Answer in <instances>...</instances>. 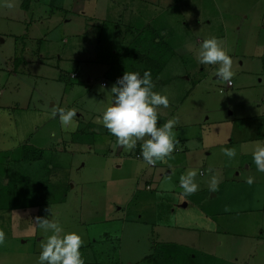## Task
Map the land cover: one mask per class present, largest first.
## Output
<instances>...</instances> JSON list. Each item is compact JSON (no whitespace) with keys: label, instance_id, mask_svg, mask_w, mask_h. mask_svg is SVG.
<instances>
[{"label":"rangeland","instance_id":"1","mask_svg":"<svg viewBox=\"0 0 264 264\" xmlns=\"http://www.w3.org/2000/svg\"><path fill=\"white\" fill-rule=\"evenodd\" d=\"M20 1L0 0V230L6 236L0 245V264H37L47 234L36 226V217L58 222L65 232H78L84 240L80 251L85 264L142 261L150 254L151 244L164 239L160 233L164 230L153 223L168 218L178 227L203 230L214 226L221 246L211 249L221 264H264V172L257 171L252 159L255 144L264 142V0H92L84 4L85 0H77L81 14L54 11L41 27L37 20L28 26L29 15L19 8ZM65 1L71 6V0ZM9 3L13 6L8 7ZM46 4L34 7L44 10L46 16L54 7ZM105 7L110 8V19L119 17L99 29L100 20L108 17L102 16ZM94 14L99 15L98 20L90 19ZM65 15L71 20L68 24L63 21ZM88 27L92 31H87ZM25 32L27 43L14 41L13 36ZM77 36L81 40L77 41ZM43 37V62L37 63L35 40ZM212 37L232 58V88L225 89L226 82L217 80L218 65L198 63L200 44ZM158 40L165 41V51L157 45ZM23 47L27 53L22 55ZM167 51L176 56L156 80L166 81L156 85L155 91L169 101L167 107H157L162 115L157 124L176 120L174 131H180L175 136H187L188 141L176 145L170 157L158 161L154 168L143 158L137 159L134 150L127 151L129 155L107 154L104 145L108 139L113 150L117 140L112 134L104 136L106 128L99 117L112 102V85L126 71H134L132 68L144 72L143 60H155ZM100 55L112 59L118 55L119 60L107 67L94 64ZM20 56L28 63L18 69L17 77L9 76L13 59ZM102 71L107 75L102 77ZM73 72L77 77H70ZM59 108L80 114L77 128L79 123L95 121L99 148L89 151L77 141L76 130L64 131L59 118L52 116ZM51 131L54 138L47 139ZM69 136L73 145L64 141ZM29 143L44 147L42 160L32 159L33 163L28 158ZM225 147L235 148L236 157L229 160L221 151ZM117 163L119 169H115ZM189 170L197 172L198 184L191 199L185 198L179 184L180 176ZM213 176L219 181L214 192L209 186ZM248 177L254 178L252 184L247 183ZM24 178L25 187L13 183ZM4 179L11 181L9 186ZM146 182L150 191H145ZM136 183L147 195L144 202L137 199L128 206V213L140 217L133 225L130 219L126 222L125 209ZM232 193L242 197L238 204H232ZM44 198L51 203L41 205ZM185 202L187 206L181 208ZM246 211H255L253 217ZM217 212L216 223L205 220ZM111 217L113 222L106 220ZM243 220L248 221L245 231L261 233L262 241L248 243L235 236L243 231ZM176 232L184 244L202 236L199 232Z\"/></svg>","mask_w":264,"mask_h":264},{"label":"clouds","instance_id":"2","mask_svg":"<svg viewBox=\"0 0 264 264\" xmlns=\"http://www.w3.org/2000/svg\"><path fill=\"white\" fill-rule=\"evenodd\" d=\"M7 6L13 5L9 3ZM197 59L201 65H218L214 73L217 80L231 83L235 75L233 61L216 37L203 40ZM153 89L150 70H145L143 74L138 71H126L112 85L110 89L112 102L99 117L103 127L117 138L118 145L125 151L134 150L137 142L142 140L140 153L147 165H155L158 161L170 157L176 144L174 131L176 120L170 119L159 126L157 124V107H167L168 97ZM52 116H58L64 131L76 130L75 109L59 108ZM221 151L229 160L237 155L235 148L225 147ZM252 159L257 171L264 172V142L255 144ZM196 175L195 170H189L180 176L179 184L184 194H192L198 190ZM253 181V177H248V184H252ZM218 183V178L213 176L209 184L210 190L216 191ZM35 224L47 234L46 240L40 244L41 251L37 264H85L80 251L84 240L78 232H65L58 222L49 218L36 217ZM5 239V233L0 230V245L4 244Z\"/></svg>","mask_w":264,"mask_h":264},{"label":"crops","instance_id":"3","mask_svg":"<svg viewBox=\"0 0 264 264\" xmlns=\"http://www.w3.org/2000/svg\"><path fill=\"white\" fill-rule=\"evenodd\" d=\"M86 2H82L83 4L84 3H89V1H92V0H85ZM46 2H47V4L49 5V6H54L53 8H52V10H49V15H46L45 16V14H46V12L43 10H37V9H35V5H39L40 3H45L46 4ZM71 6H72V8H71V6H69L68 4H65V3H67V1H65V0H21L20 1V3H19V8L21 9V10H23V11H25V12H27V14L29 15V20L28 21H26V22H28V26H30L31 25V23L33 22V20H37L38 21V25L37 26H39V27H41V26H43L44 25V22L46 21V20H50L51 19V17L50 16H53V12L55 11V12H62V13H67V12H69V13H71L72 15H74L75 16V14H81L82 13V10H81V5H80V3L77 1V0H71ZM69 3H70V1H69ZM46 4V5H47ZM67 7H69V9H70V11L67 9ZM66 8V9H65ZM95 10V9H94ZM94 10H93V12H94ZM110 10V8H108V7H105V8H103V10H102V16L104 15V14H106L107 16H108V11ZM112 13H114V10L113 11H111ZM78 16V15H77ZM65 17H66V15L64 16V20L63 21H65V24H68V23H70V19H65ZM97 17H99V15L97 16V15H93V17L91 16V18L90 19H92V18H96V20H98L97 19ZM119 17V15L117 16V17H112V19H110V17L108 16V17H106V18H104V16H103V19H101L100 20V22H102L101 23V25H99L98 27H99V29H101V28H103V27H106L105 25H103V24H107L106 22H108L109 24H111V23H113V22H115V20L117 19ZM43 18H45V19H43ZM78 18V17H77ZM8 21H11V20H8ZM24 24V23H23ZM261 26H263L264 27V14H263V16H262V18H261ZM97 27V28H98ZM33 28H35V26L33 27ZM128 27H126V29H127ZM89 30H91V28L90 27H88L87 28V31H89ZM92 31V30H91ZM99 33H100V30H99ZM127 33V32H126ZM13 38H14V41H17V40H22L23 41V43H27L28 41V38H27V33L25 32V33H23L22 34V36H13ZM125 38V37H124ZM76 40L78 41V40H81V38H80V36H77L76 37ZM3 42H4V40H2ZM36 42V46H39V47H36V53L35 54H37L38 55V57L39 58H36L35 60H37L36 62L37 63H40V62H43L42 61V59H43V55L41 54L42 53V50H41V45H43V43H44V41H45V38L43 37V38H38V39H36L35 40ZM62 41V40H61ZM158 42V41H157ZM166 43H169V44H171V45H173L171 42H168V41H166ZM176 49V48H175ZM174 50V49H173ZM26 54L27 53V49H25L24 50V47H23V49H22V51H21V53L20 54ZM115 52H113V56H115ZM107 56V55H106ZM105 55H100L99 56V58H98V60H100V61H96V63H94V64H100V65H102V66H106L107 67V65H108V63H112L114 60H119V58H118V55H117V57L116 58H114V59H112V58H109V57H106ZM174 56H176V54L174 55H172L171 56V58L169 59V61L174 57ZM122 58L124 57V55H122L121 56ZM121 58V59H122ZM14 61H12V66H13V68H12V70H9V76H16L17 77V71H18V69L22 66V65H26L27 63H28V61L24 58V56H20V57H18L17 59L16 58H14L13 59ZM179 60V59H178ZM169 61L166 63V65L159 71V73L157 74V76L155 77V79L153 80V84H154V91H155V87H156V85H163L166 81H161V82H157L156 80H157V78L162 74V72H163V70L167 67V64L169 63ZM31 63H35V61H33V62H31ZM36 65H38V64H36ZM109 68H110V65L108 66ZM263 67V66H262ZM126 68V67H125ZM130 68V67H129ZM145 68H147V66L145 67ZM149 68V67H148ZM147 68V70H150V68L148 69ZM264 68V67H263ZM132 70H134V71H137L135 68L134 69H132ZM151 71V70H150ZM186 71V70H185ZM143 73V72H142ZM105 75H107L106 74V72H104V71H102V77L103 76H105ZM70 77L71 78H75V77H77V74L75 73V72H73L71 75H70ZM57 80L58 81H62V77L61 76H59L58 78H57ZM88 83H90L91 82V78L90 77H87V80H86ZM157 82V83H156ZM101 86L102 87H105V83L104 82H102L101 83ZM233 87V85L231 84V86L230 87H228L227 86V83H226V86H225V89H228V88H232ZM71 88V87H70ZM69 88V89H70ZM50 106H54V104H50ZM163 107V106H162ZM161 114V113H160ZM160 114H158V118H161L162 117V115H160ZM80 116V114H77V117H79ZM92 116V115H91ZM58 117V116H57ZM57 117H54L55 119L57 118ZM229 119L231 118V114H229ZM256 118L257 117H253V118H251V119H253V120H256ZM81 119V118H80ZM80 122H82V121H80ZM79 126L80 127H78L77 129H76V131L78 132V134H79V136H76V139H77V141L79 142V143H81L83 146H84V148H88V150L90 151L91 150V148L93 147V148H99V143H98V141L96 140L97 139V137H94L95 135H97L98 133H97V128H99L98 127V125L96 124V122L95 121H93L92 119H91V121L90 120H88V122L87 123H79ZM181 130H184V129H181ZM180 131V129H175V132H179ZM75 132V131H74ZM52 133V134H51ZM51 133L49 134V135H46V137H47V139H49V138H54V135L55 134H53V132L51 131ZM61 135L62 136H64L65 134L64 133H61ZM33 136V135H32ZM62 136H61V139H62ZM82 136H86V138H84V137H82ZM89 136H90V139H89ZM97 136H100V135H97ZM104 136H111V133L106 129V132L104 133ZM65 137V136H64ZM69 137H71V136H69ZM82 139H86V140H83L82 141ZM66 140V142L68 143V144H70V145H73L74 144V140H73V138L71 137V138H65L64 139V141ZM108 140H110V141H108V143H106V145H104V149H106V148H108V152H107V154L109 153L110 155H113V154H117L118 156H120L121 154H127V151H125L124 149H123V147H121L120 145H118V143H117V141H116V147L117 148H115V150H113L112 149V141H111V139H108ZM116 140H117V138H116ZM175 140H176V144H175V146L176 145H178V144H182V142H184V144H185V142H187L188 141V138H187V136H180V137H178V136H175ZM62 142H63V139H62ZM107 142V141H106ZM143 142H141V143H139V141L137 142V146H136V148L134 149V151H132V152H134V153H136V155H137V153H139L140 152V145L142 144ZM231 143V141L230 140H228V144H230ZM26 146H28V147H30V149H32V150H30V152L32 153L33 152V150H34V152L35 153H39V157H38V159L36 160V161H40V160H42L43 159V148L44 147H41V146H36V145H32L31 143H29V144H26ZM64 146H66V143H64V145H62V150H64L65 151V148H64ZM107 146V147H106ZM13 151H15V150H13ZM86 152V151H85ZM175 152H177V150H175ZM96 153V152H95ZM129 154H131V153H129ZM129 154H127V155H129ZM135 155V156H136ZM32 160V159H31ZM32 162H33V160H32ZM34 163V162H33ZM116 165H118L117 167L115 166V169H119L120 168V164L119 163H117ZM175 166V165H174ZM48 167V166H47ZM148 167H150V168H154L155 166L153 165V166H149L148 165ZM49 169V168H48ZM44 171H47V168L45 167V170H43V172ZM200 173V172H199ZM199 175H202V173H200ZM5 181H3L5 184H6V186H9L10 185V183H11V181H7V179H4ZM16 182H20V184H21V186L23 187H25L26 186V180H25V178L24 179H15L14 180V182L13 183H16ZM25 183V184H24ZM33 183H29L28 184V186H30V185H32ZM36 185H39V183H36ZM149 183L148 182H146L145 183V191H150V187H149ZM42 188V187H41ZM144 192H141L140 190H138V183H136L135 184V186L133 187V189H132V197H131V200L129 201V203L127 204V206H126V209H125V213H126V216H125V218H126V222H128L129 221V219H130V221H131V223L133 224V225H136L137 224V221H139L140 220V217L139 218H136V217H134L132 214H130V213H128L129 211H128V206H129V204L130 203H132V202H134V201H137V199L138 200H142L143 202L145 201V199H144V197L147 195V194H143ZM160 193H163V191H161ZM117 194H119V193H117ZM261 194H262V197H263V201H264V190H261ZM156 195V194H155ZM193 196L192 195H190V194H188V195H185V198H187V199H191ZM216 197V195L213 197V198H215ZM238 196L237 195H235L234 196V193H232V201H233V203L232 204H236V201L237 200H239V199H242V197H239V198H237ZM152 196H150V199L152 200ZM224 198V197H223ZM49 203H51L50 202V200H47V199H45L44 198V200L42 199V201L40 202V204L41 205H43V206H47V205H49ZM61 203H63V202H61ZM228 203V201H227V198L225 199V202L224 203H222V204H224V206H226V204ZM239 203V201H237V204ZM177 204V203H176ZM221 204V205H222ZM187 206V203L185 202L182 206H181V208H185ZM111 208H113V207H111ZM260 211H262V209H260ZM107 212L108 211H106V214H107ZM224 212H226V211H223L222 210V213L221 214H225ZM246 212H250L249 214H252L251 216H250V218H252L253 217V213L255 212V211H246ZM252 212V213H251ZM171 213H174V209H171ZM209 216H205L204 218H205V220H207L208 219V221L209 222H212L213 221V223L215 222L216 223V221H215V215H219V213L217 212V214L215 213H213L212 215H210V214H208ZM132 218H134V219H132ZM249 218V219H250ZM106 220L107 221H112L113 222V220H114V218H106ZM155 220V219H154ZM141 223V222H140ZM246 223H248V221L246 222L245 220H243V222H242V225L240 226V228H242V230L243 231H241L240 233H238V234H236L235 236L236 237H243V239H245V240H247V242L249 243V241H253V240H255V239H257V241H262L263 239L261 238L262 236H261V233H259V232H257L255 235H254V232H246L245 230H246ZM213 225V224H212ZM153 226L154 227H156L157 229H163L164 230V232H160V233H162V235H164V239H161L160 241H157V242H154L153 244H151V246H150V248H149V252H150V254L147 256V257H145L144 259H142V261H140V262H130L129 264H139V263H141V262H143L144 264H162V262H159V263H156L155 262V258H156V256L158 255V253H159V251H160V247L161 246H164V247H172V248H181V249H183V250H185V251H187L188 253H191L193 256H194V259L196 260V263H198V264H221V262H220V260L219 259H216L215 257H213L214 256V254H215V252H213L212 253V249H214V246L215 247H220L221 246V242H219V241H217L216 240V233H217V229L214 227V226H209V228L207 229H203V230H201V229H192L191 227H178V226H176V223L173 221V218H168L167 220H165V221H161V220H159V219H156L155 220V223H153ZM200 226H208V225H200ZM250 226H252L251 224H250ZM179 230H186V231H188V232H190L191 234H194V232H199V233H201L202 234V236L197 240V241H195L194 243H192V242H190V243H186V244H184V243H182L181 242V239H178V235L179 234H177V232L176 231H179ZM196 230V231H195ZM198 235V234H197ZM197 235L195 236V237H197ZM239 235V236H238ZM170 236H172L171 238H170ZM168 238H170V239H168ZM239 239H241V241H243L242 240V238H239ZM180 240V241H179ZM240 244H241V246L243 245V243L242 242H240ZM250 245V244H249ZM194 248H197V249H194ZM212 248V249H211ZM213 254V255H212ZM210 255H212V256H210ZM193 256H192V258H193ZM193 259V260H194ZM118 264V263H117ZM142 264V263H141Z\"/></svg>","mask_w":264,"mask_h":264},{"label":"trees","instance_id":"4","mask_svg":"<svg viewBox=\"0 0 264 264\" xmlns=\"http://www.w3.org/2000/svg\"><path fill=\"white\" fill-rule=\"evenodd\" d=\"M157 45H161L160 47L163 51L166 50L163 47L166 45L165 41L161 42L158 40ZM168 51L165 52L164 54L159 55L157 58H155V60L154 59L153 60L146 59V60L142 61V63L144 62L143 65H145V67L147 66V68L148 67L150 68L151 75H152V81L155 79V77L157 76L159 71L166 65V63L169 61V59L173 55L172 51L169 53H168ZM132 69H134V68H132ZM141 74H143V73H141ZM26 147L28 149H30V147H28V146H26ZM30 150H32V149H30ZM30 150H29V152H30ZM30 154L32 156H34V158H31V155H30L28 157L29 159L37 160L39 157V153L38 154L35 153L34 150L32 153L30 152ZM23 159H27V157L26 158L24 157ZM192 256L193 255L191 253H188L187 251H185L181 248H175V247L172 248V247L161 246L160 251L155 258V262L156 263L162 262V264H198V263H196L194 256H193V258H192Z\"/></svg>","mask_w":264,"mask_h":264},{"label":"built area","instance_id":"5","mask_svg":"<svg viewBox=\"0 0 264 264\" xmlns=\"http://www.w3.org/2000/svg\"><path fill=\"white\" fill-rule=\"evenodd\" d=\"M227 86L228 87H230L231 86V83L229 84V83H227ZM137 159H140V158H142V156H140L139 154H137L136 156H135ZM149 166H153V165H149Z\"/></svg>","mask_w":264,"mask_h":264}]
</instances>
